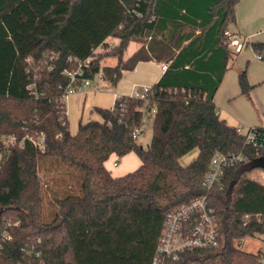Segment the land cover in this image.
I'll use <instances>...</instances> for the list:
<instances>
[{
    "label": "trees",
    "instance_id": "16d2710c",
    "mask_svg": "<svg viewBox=\"0 0 264 264\" xmlns=\"http://www.w3.org/2000/svg\"><path fill=\"white\" fill-rule=\"evenodd\" d=\"M238 1L0 0V264H152L167 213L205 193L214 152L245 159L209 191L220 247L193 251L192 262L263 264L260 250L239 244L264 235V183L248 177L264 170V147L247 143L214 102L234 54L225 31ZM111 36L117 42L95 54ZM251 45L264 60V45ZM149 60L166 68L145 97L94 106L98 118L69 130L70 85L101 73L114 86ZM238 86L250 97L245 69ZM149 115L143 147L133 132ZM129 152L140 165L112 176L104 162Z\"/></svg>",
    "mask_w": 264,
    "mask_h": 264
},
{
    "label": "built area",
    "instance_id": "2783aa9c",
    "mask_svg": "<svg viewBox=\"0 0 264 264\" xmlns=\"http://www.w3.org/2000/svg\"><path fill=\"white\" fill-rule=\"evenodd\" d=\"M225 34L228 45L239 51L243 44L238 36L228 30L225 31ZM103 80L101 73H96L92 78H85L80 83L72 84L66 89L62 100L65 101L73 93L86 91L89 89L88 87L100 91L101 88L97 84ZM95 83L96 85H94ZM149 90V85H143L141 89H133L129 96L143 98ZM256 130L255 126L237 127V131L244 136L247 143L264 147V134ZM139 135L140 130L137 128L134 130L133 136L136 138ZM244 159L245 156L241 153H213L202 179L205 193L193 197L167 213L163 230L151 259L152 264H198L192 262L193 251L220 247L221 234L217 228L214 209L209 204V191L216 186H221L227 167ZM115 164L116 162H113V165ZM8 237V234H4V238ZM255 238L264 244V235H258ZM260 251L264 264V250L260 249Z\"/></svg>",
    "mask_w": 264,
    "mask_h": 264
},
{
    "label": "rangeland",
    "instance_id": "374dc122",
    "mask_svg": "<svg viewBox=\"0 0 264 264\" xmlns=\"http://www.w3.org/2000/svg\"><path fill=\"white\" fill-rule=\"evenodd\" d=\"M106 41H107L106 46L97 48L95 50V54L100 53L106 49H109L114 43H116L114 42L115 40L113 36H111L109 39L107 38ZM143 42L144 39L142 38H137L130 41L129 45L124 51V56L129 55L136 47L140 46V44H142ZM231 50L232 52H234V54L232 55V58H229L228 60V66H227L228 68L226 71H228L229 73L228 75L234 73L235 77L237 76L233 80L235 85L238 84L237 73H239L240 68L241 70L245 69L247 77L249 72L251 74L254 73V75L261 73L260 66L263 68L264 65H262V63L257 61L258 52L254 50V48L250 43L245 44L244 48L242 49L239 55L238 53H236V50H234V48H231ZM237 55L239 56L238 58H236ZM115 61H116V57L114 56V57L105 58L104 63L113 64ZM261 61H263L264 63L263 59ZM227 77L228 78L226 80V84H230L231 78H229V76ZM94 85H96V83ZM97 86L101 88L102 90L101 92H85V91L76 92L71 94V96H69L65 100L67 117H68V127L71 132L77 131L78 123L80 121L84 122L96 116L94 111H92V108L94 106H102V105L110 104L111 102H113L114 100L113 98H116V96L113 97V93L117 92L115 86L107 85L106 82H100L97 84ZM88 88L90 89V87ZM136 88L141 89L142 86H137ZM256 89H257L256 96L262 99V101L264 102V83L258 84ZM216 109L218 111H221V116L227 115L229 118L228 120H230L232 114L237 115L238 112L245 115H248V113H250L253 116L258 115L259 113L258 111H256L255 97L253 96V94H251L250 97H247L246 95L240 94V92L237 94L235 99L229 102V106L227 107L217 106ZM151 134H152V117L151 115H149L146 118V122L143 127V132L138 136V142L143 147H146L150 142ZM196 154H197V150H193L183 155L180 158L181 164L183 165L188 164L196 157ZM120 158L121 157H116L113 160V158L110 157L107 159L105 164L109 166L108 168L110 169L111 173H119L122 172L126 167L129 168L127 165L123 164V160ZM113 162H116V164L113 165ZM248 177L264 183V170L260 168H254L248 173ZM255 236L257 237L258 235ZM239 247L245 251H252V252H256L257 250L260 249L264 250V244L259 240H257L255 237L243 238L239 244Z\"/></svg>",
    "mask_w": 264,
    "mask_h": 264
},
{
    "label": "crops",
    "instance_id": "0c3cea01",
    "mask_svg": "<svg viewBox=\"0 0 264 264\" xmlns=\"http://www.w3.org/2000/svg\"><path fill=\"white\" fill-rule=\"evenodd\" d=\"M228 31L233 35H237L238 39L240 41L241 40L243 41V42L241 41V43L243 44L242 48L239 51H236L238 55L241 53L246 43L251 44L252 42H256L264 45V0H239L235 5V22L229 25ZM109 38L110 37H108V39ZM114 40H115L114 42H117L116 38H114ZM137 48L138 47H136L135 49ZM238 55L236 58L239 57ZM127 56H124L123 54V57L126 58ZM261 60L262 59L257 57V61L262 63V65H264L263 61ZM165 68H166L165 63H161L153 60L139 61L132 70L123 71L121 78L114 85L117 89L116 90L117 92L113 93V97L114 96L117 97L118 95L129 94L137 86L152 85L160 78ZM260 69H261V73L257 75H254V73L251 74L250 72L248 73L249 81L253 85V88L250 92V96L251 94H253V96L255 97V106H256V111L259 112L258 115L253 116L250 113H248V115H245L238 112L237 115L232 114L230 120H228L229 118L227 115L221 116V111L217 110L219 116L223 118L228 124L234 125L236 127L238 126L264 127V102L262 101V99L256 96L257 85L264 83V67L262 68L260 66ZM228 74H229L228 71L224 73L223 78L215 91L214 102L216 108L217 106L218 107L229 106V102L235 99L240 91L237 86L238 84L235 85L233 82V80L237 76L235 77L234 73H232L231 75ZM227 76L231 78L230 84H226V80L228 78ZM102 82H106V81L103 80ZM106 84L109 85V82H106ZM101 91L102 90L96 91L95 89L91 88L86 90L85 92H101ZM113 102L102 106L110 107L113 105ZM94 118H98V116L96 115ZM110 157L113 158L114 160L117 156L115 154H111L109 158ZM120 159H122L123 164L127 165L129 168L126 167L122 172L119 173H111L110 169L108 168L109 166L105 164L107 160L104 162V166L106 167V169L110 171L112 176H120L121 174L123 175V173L125 174V172L126 173L127 171L129 172V170L132 171L140 165V159L134 152H129L126 155L122 156Z\"/></svg>",
    "mask_w": 264,
    "mask_h": 264
},
{
    "label": "water",
    "instance_id": "95a60500",
    "mask_svg": "<svg viewBox=\"0 0 264 264\" xmlns=\"http://www.w3.org/2000/svg\"><path fill=\"white\" fill-rule=\"evenodd\" d=\"M259 162L264 165V159H260Z\"/></svg>",
    "mask_w": 264,
    "mask_h": 264
}]
</instances>
